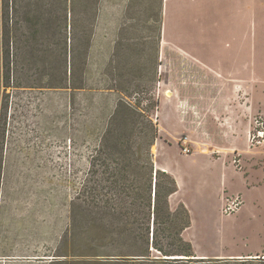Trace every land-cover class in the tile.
Here are the masks:
<instances>
[{
	"label": "rangeland",
	"instance_id": "obj_1",
	"mask_svg": "<svg viewBox=\"0 0 264 264\" xmlns=\"http://www.w3.org/2000/svg\"><path fill=\"white\" fill-rule=\"evenodd\" d=\"M193 1L98 0L92 10L81 1L73 16L59 2L46 69L28 54L22 24L4 45L3 23L0 264H264V146L249 148L246 133L264 114V0ZM234 52L243 75L209 66ZM166 149L198 177V156L221 166L203 170L206 192L184 194L194 262L131 255L122 234L136 186L152 184L148 151L166 172ZM236 194L242 207L224 215ZM184 200L176 194L172 206Z\"/></svg>",
	"mask_w": 264,
	"mask_h": 264
},
{
	"label": "trees",
	"instance_id": "obj_2",
	"mask_svg": "<svg viewBox=\"0 0 264 264\" xmlns=\"http://www.w3.org/2000/svg\"><path fill=\"white\" fill-rule=\"evenodd\" d=\"M83 1L87 9L96 8L98 0H0V34L3 32L4 23V45L7 44L9 36L16 37L20 33L19 24H22L23 32L28 42V54L32 60L38 57L39 62L44 63L45 69L48 67V58L51 55L49 43L50 25L54 19L53 9L56 4L71 6V15H75V7ZM14 6V25L8 27L9 8ZM88 11V10H87ZM13 20V19H12ZM39 37L43 40V49H36ZM40 51L42 56H38ZM49 79V76L46 80ZM50 81V80H49ZM51 82H47L49 86ZM43 86V87H47ZM29 87H34L30 85ZM154 144L151 141L150 146ZM151 172L152 184L136 186L133 199L130 202L132 221L129 230L122 231L133 239L134 242L129 246L131 255H144L152 258V261L161 260L162 262H194L192 244L184 237V232L191 226V213L184 203L177 207L172 206L171 198L178 191L176 179L168 172H161L156 169L153 163V155L148 151V166ZM164 174L167 180L163 181L160 177ZM154 184L153 195L151 187ZM108 202V200L106 201ZM109 207V205H106ZM110 217L113 218V215ZM105 217L104 219H106ZM152 232V237L150 236ZM104 239L116 241L115 232H105ZM119 237V234H117ZM154 252L157 258L153 257ZM165 257V258H164ZM204 260V259H199ZM264 261V260H263Z\"/></svg>",
	"mask_w": 264,
	"mask_h": 264
},
{
	"label": "crops",
	"instance_id": "obj_3",
	"mask_svg": "<svg viewBox=\"0 0 264 264\" xmlns=\"http://www.w3.org/2000/svg\"><path fill=\"white\" fill-rule=\"evenodd\" d=\"M165 1V8L167 9V6H168V2L169 0H164ZM195 3H196V0L193 1V7L195 8ZM165 19V18H164ZM166 24V22H164ZM179 33L176 32V35L178 36H174L175 38H172V40L175 42V41H178V38H179V34H180V30L178 29ZM196 55V54H195ZM194 55V56H195ZM237 53L234 52L232 54H224V53H221L219 56L218 55H212L210 61H209V66H211L213 69L215 70H219L221 72H224V73H228V74H242L243 75V72H242V69L239 68V66L236 64L235 65V62H236V58H237ZM248 130V128H247ZM247 133V131H246ZM171 150H165V151H162L161 152V162H160V165H161V168L163 170H165L166 172H168L169 174H171L177 181V184H178V191L176 193H174L172 195V197L176 194H181L182 193V196H183V200H184V194L186 193V189L187 188H191V190H194V191H197V192H206V188L209 184V182L207 181L208 178H209V173L206 175L203 173V170L206 169V167L210 170V169H213V168H217L219 167L221 169V166L217 163V162H214L213 160H210L208 162H206L202 156H198V157H201V158H196L194 159V164L198 165L199 163V166L202 171L199 175V177L197 176V172H191V169H184L180 163V161L178 160L177 158L176 160L174 159V156L170 154ZM199 159H201V161H199ZM187 174V175H186ZM206 176V178H205ZM187 177L190 179V183H187L186 180H187ZM201 178V182L202 183H198V180ZM229 177L226 175V174H220V181L222 180V182H224V185L226 184V182L228 181ZM220 181H219V185H220ZM196 186V188H195ZM219 187V186H218ZM202 190V191H201ZM184 204L186 205L185 203V200H184ZM187 206V205H186ZM188 207V206H187Z\"/></svg>",
	"mask_w": 264,
	"mask_h": 264
},
{
	"label": "built area",
	"instance_id": "obj_4",
	"mask_svg": "<svg viewBox=\"0 0 264 264\" xmlns=\"http://www.w3.org/2000/svg\"><path fill=\"white\" fill-rule=\"evenodd\" d=\"M247 140L249 148H259L264 146V114H258L251 119L247 130ZM186 153H190L191 149L186 148ZM241 154L234 151L233 162L237 167H242ZM244 199L240 194L230 195L224 198L222 213L231 215L237 212L243 205Z\"/></svg>",
	"mask_w": 264,
	"mask_h": 264
},
{
	"label": "bare ground",
	"instance_id": "obj_5",
	"mask_svg": "<svg viewBox=\"0 0 264 264\" xmlns=\"http://www.w3.org/2000/svg\"><path fill=\"white\" fill-rule=\"evenodd\" d=\"M168 95H171V91H170V92H168Z\"/></svg>",
	"mask_w": 264,
	"mask_h": 264
}]
</instances>
